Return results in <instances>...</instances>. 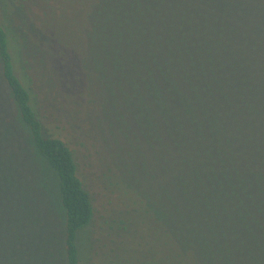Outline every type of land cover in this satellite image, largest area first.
<instances>
[{
    "label": "trees",
    "instance_id": "16d2710c",
    "mask_svg": "<svg viewBox=\"0 0 264 264\" xmlns=\"http://www.w3.org/2000/svg\"><path fill=\"white\" fill-rule=\"evenodd\" d=\"M28 1L0 0V264L40 263L31 224L45 264H82L97 242L105 264H264V0H49L63 10L45 7V58L131 137L88 259L93 202L43 126L16 31Z\"/></svg>",
    "mask_w": 264,
    "mask_h": 264
},
{
    "label": "rangeland",
    "instance_id": "374dc122",
    "mask_svg": "<svg viewBox=\"0 0 264 264\" xmlns=\"http://www.w3.org/2000/svg\"><path fill=\"white\" fill-rule=\"evenodd\" d=\"M75 2L74 5L66 4L76 9L75 6L80 4L81 1ZM50 5L57 9L54 13L57 12L58 15L63 10L62 2L57 3L49 0L47 3H43L42 0L24 2L25 15H18L16 31L19 32L21 37L26 38L32 47L31 56L27 62V74L33 84V93L43 126L48 132L54 133L65 141L73 151L78 163L79 176L93 202V222L91 227L85 231L82 242L87 246L84 253L87 258V236H90V240L95 236L99 239L104 236L109 239L107 231L111 225L110 213L116 209L114 199L116 191H114V188L121 181V171H123L120 167L121 160L119 158L121 153L119 151L123 149L125 152L130 150L131 141L129 139L131 137L125 136L122 131L114 130L109 124L107 114L109 107H106L107 111L103 112L101 108L95 105L94 96L90 97L84 90L80 89V93H76L79 86L71 91L56 70L54 65L56 62L53 57L47 54L45 58L46 51L43 45L48 42V39L39 32V27L44 19L45 7L49 8ZM108 6H110L109 3L105 5V8ZM0 19L4 21L1 11ZM78 19L77 16H71L68 23V27L73 29L74 32H78L82 28V21ZM5 24L9 27L13 25L8 22H5ZM28 178L31 179L30 176ZM1 208H4V206H1ZM11 208H13V205ZM24 208L42 207L39 204H33L31 207L26 206ZM39 227L41 225L31 224L33 235L28 241L33 244L34 255L36 256L34 259L40 260L41 264H45L44 254L45 251L50 249V246L42 242L40 236L37 235ZM146 230L147 225L144 222L141 233H145ZM102 244V242H97L95 244L96 251H93L97 254L91 257V260L82 264H105L106 260L103 258L100 249ZM143 260L135 262V259L131 258L129 264H143ZM40 263L37 261L34 264ZM30 264H33V262L30 261ZM113 264L126 263H123L120 259V261L116 260Z\"/></svg>",
    "mask_w": 264,
    "mask_h": 264
}]
</instances>
